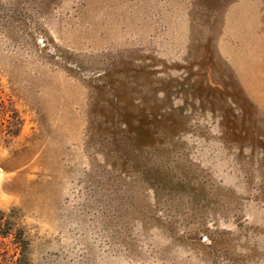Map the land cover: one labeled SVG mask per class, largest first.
<instances>
[{
    "label": "rangeland",
    "instance_id": "374dc122",
    "mask_svg": "<svg viewBox=\"0 0 264 264\" xmlns=\"http://www.w3.org/2000/svg\"><path fill=\"white\" fill-rule=\"evenodd\" d=\"M0 211V264H264V0H0Z\"/></svg>",
    "mask_w": 264,
    "mask_h": 264
},
{
    "label": "trees",
    "instance_id": "16d2710c",
    "mask_svg": "<svg viewBox=\"0 0 264 264\" xmlns=\"http://www.w3.org/2000/svg\"><path fill=\"white\" fill-rule=\"evenodd\" d=\"M4 215V212L0 211V239H2L0 240V251L2 249V245H8L4 242V239L8 238L9 236H12V240L9 243L13 245V248L15 250L14 252L18 255L16 260H14V262L17 263L24 259V252L27 247V240L25 238L24 231L21 228H15V226L6 225V222L3 221Z\"/></svg>",
    "mask_w": 264,
    "mask_h": 264
}]
</instances>
